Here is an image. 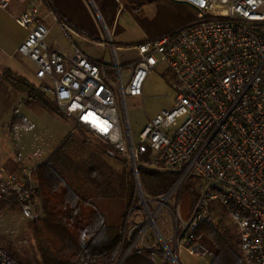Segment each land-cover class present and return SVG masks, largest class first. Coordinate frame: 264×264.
Returning <instances> with one entry per match:
<instances>
[{"label":"built area","instance_id":"built-area-1","mask_svg":"<svg viewBox=\"0 0 264 264\" xmlns=\"http://www.w3.org/2000/svg\"><path fill=\"white\" fill-rule=\"evenodd\" d=\"M46 1L29 0L17 18L27 31L18 53L34 63L41 90L62 114L113 146L134 175L138 199L128 206L122 230L129 245L115 264L139 253V242L150 235L166 247V253L151 250L163 259L155 264H180L183 251L203 254L197 229L224 216L236 226L243 264H264V0H204L187 25L130 46L137 56L126 62L109 34L102 44H109L112 61L90 58L74 41L77 30L59 18L73 51L52 47L42 15ZM160 63L171 75L175 104L135 143L127 97L143 94L147 75ZM140 167L172 171L176 178L163 194L149 197ZM34 171L0 166V199L14 196L28 219L39 215ZM191 174L199 178L198 199L185 218L179 197ZM163 211L174 224L171 247L156 222ZM0 264L22 263L0 249Z\"/></svg>","mask_w":264,"mask_h":264},{"label":"trees","instance_id":"trees-1","mask_svg":"<svg viewBox=\"0 0 264 264\" xmlns=\"http://www.w3.org/2000/svg\"><path fill=\"white\" fill-rule=\"evenodd\" d=\"M4 75L14 87L26 93L27 103L37 101L49 112L64 116L56 101L50 100L51 97L46 95L39 85L14 74L11 70L6 71ZM75 125L82 132L91 133L85 126L77 123ZM71 139V135H68L50 158L34 171L38 184L39 215L32 220L41 218L43 226L37 227V232L50 249L43 264H115L122 249V223L113 224L108 220L106 213L77 186L72 172L82 170L94 186L102 191L104 197L111 196L112 193L115 197H126L127 209L135 195L130 162L106 143V147L112 150V153L109 151L110 157L124 166L115 181H111L105 175V163L79 165L74 160L69 153ZM139 172L142 186V175H145L149 183L146 187L156 196L163 194L176 178L172 171L140 167ZM198 184L199 178L191 174L181 189L179 201L181 209L186 205V218L190 216L197 202ZM1 199H14L19 205L14 196ZM197 237L203 252L212 256L209 264H243L235 236L228 230L223 233L215 225L202 223L197 229ZM0 249L19 263L29 264L22 261L12 250L3 247ZM148 255L150 257L135 255L127 264H155V261L162 258L151 252H148ZM164 264L172 263L165 261Z\"/></svg>","mask_w":264,"mask_h":264},{"label":"rangeland","instance_id":"rangeland-1","mask_svg":"<svg viewBox=\"0 0 264 264\" xmlns=\"http://www.w3.org/2000/svg\"><path fill=\"white\" fill-rule=\"evenodd\" d=\"M192 7L195 10L197 9L194 4H192ZM191 9V7L179 5L176 15L172 19L183 20L191 14ZM118 55L120 60H122L121 51L118 52ZM25 72L30 76L29 79L33 83L40 84V81L35 76V66L32 62L27 63ZM175 97L176 91L171 83V75L166 65L160 63L147 75L143 85V94L127 97L128 119L135 143H139L140 133L154 117L164 110H170L174 106ZM17 112L19 115H26L28 122V124L20 123L17 126L16 141L22 152L32 155L34 161L29 163L31 164L30 166L34 164L33 162H38L43 156H47L52 150L57 148L66 136L71 135L69 153L79 165L105 163L106 166L103 169L106 177H109L111 181H115L118 173L123 169L124 166L120 162L110 157L109 151L112 153V150L106 147L105 142L94 134H87L76 128L75 122L71 118L55 115L43 108L37 101L30 106L22 104ZM120 156L125 158L121 154ZM72 176H74L77 186L83 189L88 197L106 213L111 223H122L123 230V220L127 211L126 197H115L113 193L111 196L104 197L102 191L94 186L82 170L72 172ZM142 177L145 193L149 197H156L146 187V185H149L146 176L142 175ZM134 199H138L136 193L132 200ZM185 206L183 205L181 211L186 218L187 211L184 209ZM156 222L162 235L167 239L168 246L171 247L170 240L174 236V224L170 216L163 211L157 217ZM42 226L41 218L37 220L26 218L21 211L20 205L14 199L6 201L0 199V247L17 253L25 263L43 264L45 257L50 253L48 244L42 240L39 232H37V227ZM215 226L223 233L227 230L232 233L238 245L237 229L229 217L224 216ZM125 245L126 247H124ZM128 245L127 242L123 243L122 238V249L127 248ZM237 247L239 248V245ZM139 248L141 251L137 253L135 250L131 257L135 255L150 257L148 252H151L152 249L166 253V247L157 235H150L146 239L145 244L139 242ZM130 258L124 264H127ZM178 258L180 264H209L212 256L208 252L192 255L183 251ZM170 262L174 264L173 261Z\"/></svg>","mask_w":264,"mask_h":264},{"label":"crops","instance_id":"crops-1","mask_svg":"<svg viewBox=\"0 0 264 264\" xmlns=\"http://www.w3.org/2000/svg\"><path fill=\"white\" fill-rule=\"evenodd\" d=\"M28 1L0 0V166L8 171L23 167L36 169L67 137L32 166L29 164L34 161L32 155L22 152L16 141L17 126L28 124L26 115H19L17 111L22 104L30 106L36 101L27 103L26 93L14 87L4 74L11 70L32 82L25 72L27 63L32 61L17 51L27 35L17 18ZM179 5L191 7L192 12L181 21L173 20ZM196 11L186 0H49L42 8V15L49 27L47 40L52 47L67 53L73 51L70 39L56 21L59 18L77 30L74 41L90 58L112 61L109 44H102L109 34L117 54L122 52L121 61L126 62L137 56V51L130 46L182 28L195 18Z\"/></svg>","mask_w":264,"mask_h":264},{"label":"water","instance_id":"water-1","mask_svg":"<svg viewBox=\"0 0 264 264\" xmlns=\"http://www.w3.org/2000/svg\"><path fill=\"white\" fill-rule=\"evenodd\" d=\"M196 6L203 7L205 5L204 0H186Z\"/></svg>","mask_w":264,"mask_h":264}]
</instances>
